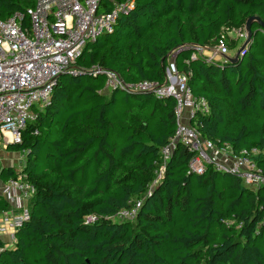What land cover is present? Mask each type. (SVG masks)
Returning <instances> with one entry per match:
<instances>
[{
  "label": "trees",
  "instance_id": "16d2710c",
  "mask_svg": "<svg viewBox=\"0 0 264 264\" xmlns=\"http://www.w3.org/2000/svg\"><path fill=\"white\" fill-rule=\"evenodd\" d=\"M25 2L0 0V19L25 12ZM251 16L264 22V0H135L74 65L115 71L126 83H161L175 53V68L207 101L208 111L190 121L202 137L236 152L264 148V28L252 22L236 61L209 60L196 49ZM105 78L60 74L22 141L7 145L27 150L22 171L34 193L13 246L0 241V264H264V187L249 188L212 166L190 170L193 154L177 143L148 191L176 127L175 100L109 89ZM256 161L264 170V156ZM17 173L2 166L0 181ZM137 199L134 219L107 218ZM8 209L0 194V211ZM90 214L98 219L86 223Z\"/></svg>",
  "mask_w": 264,
  "mask_h": 264
},
{
  "label": "built area",
  "instance_id": "2783aa9c",
  "mask_svg": "<svg viewBox=\"0 0 264 264\" xmlns=\"http://www.w3.org/2000/svg\"><path fill=\"white\" fill-rule=\"evenodd\" d=\"M101 3L102 0H34L33 6L25 13L17 11L7 19H0V144L6 147L22 141L23 130L35 119L38 110L49 102L60 74L100 73L105 75V87L109 89L148 91L157 98L172 97L175 100L176 127L167 144L160 149V161L148 191L162 178L166 162L177 143L185 145L193 154L189 161L190 170L201 173L207 166H212L217 171L235 175L249 188L264 187V170L256 161L258 156H264V148L253 146L236 152L229 143L217 145L203 138L190 124L198 112L208 111L207 101L192 93L187 83L189 74L174 67L173 57L161 83L149 80L126 83L115 71L99 66L88 69L74 65L85 45L100 34L112 31L118 16L132 9L135 0H111L112 8L103 11L99 10ZM26 16L29 25L24 26ZM238 27L233 35L228 33L227 27L222 28L214 48L227 53L226 35L244 40V26ZM196 47L197 52L209 60L222 58L213 51H210L212 55H205L209 50ZM191 57L194 58L195 54ZM33 193L34 187L23 171L2 182L0 194L10 209L0 211V232L5 225L14 232L28 219L27 201ZM140 205L141 199H137L107 218L132 220ZM97 219V215L90 214L86 216V223ZM4 246L9 248L13 243H4Z\"/></svg>",
  "mask_w": 264,
  "mask_h": 264
},
{
  "label": "rangeland",
  "instance_id": "374dc122",
  "mask_svg": "<svg viewBox=\"0 0 264 264\" xmlns=\"http://www.w3.org/2000/svg\"><path fill=\"white\" fill-rule=\"evenodd\" d=\"M33 2H34V0H26L25 6H32L33 5ZM104 7H105V2L102 1L99 10L100 11H103L104 10ZM226 27H227L228 33L230 35H233L234 32H236L238 30V28H239V27H235V26H226ZM244 40L243 39H240V38L233 37V36L226 35L225 38H224V41L227 43V46H228V50H227V53L226 54L229 55V56H233L236 53V51L238 50L239 46H241V44L243 43ZM211 47H213V48L216 47V42H213V44L211 45ZM210 51L211 50L205 52L204 54L210 56V55H212V53ZM172 57H173V53H171L170 57L168 58L169 63L171 62ZM219 57L220 56H218V58ZM171 64H172V62H171ZM165 74H166V72H165ZM4 146L5 145L0 144V148L3 149ZM6 147H4V148H6ZM13 152H15L14 154H12L14 156V158L8 159V160L14 162L13 163V167L14 168L18 166L17 165L18 160H22L21 166L19 168H16V170L18 172L19 171H22L23 168H24L25 160H26L27 150H23V151H13ZM6 163H7V161L2 162V160H1V165L0 166H8V165H5Z\"/></svg>",
  "mask_w": 264,
  "mask_h": 264
},
{
  "label": "water",
  "instance_id": "95a60500",
  "mask_svg": "<svg viewBox=\"0 0 264 264\" xmlns=\"http://www.w3.org/2000/svg\"><path fill=\"white\" fill-rule=\"evenodd\" d=\"M253 21H256L260 24V26L262 28H264V22L258 17V16H251L248 17L245 20V24H244V29L246 31V38L243 41V43L241 44V46H239L238 50L236 51V53L233 56H229L227 54H223L221 52H219L217 49L211 47V46H207V45H199V47L207 49V50H211L213 52L218 53L219 55H221L222 57L230 60V61H236L238 59V56L240 55L241 51H243L249 44V42L251 41L252 38V31H251V24ZM198 46V45H196Z\"/></svg>",
  "mask_w": 264,
  "mask_h": 264
},
{
  "label": "crops",
  "instance_id": "0c3cea01",
  "mask_svg": "<svg viewBox=\"0 0 264 264\" xmlns=\"http://www.w3.org/2000/svg\"><path fill=\"white\" fill-rule=\"evenodd\" d=\"M105 9V7H104ZM15 152L13 151H10V150H7L6 148L3 147L0 148V165H1V160L2 162H5L7 161V163L5 165H8V166H13V163L12 161H9L8 159H12L14 158V156L12 154H14ZM22 164V160H18L17 162V167L15 168H19ZM2 167V166H0ZM2 184V181H0V186ZM14 232H12V229L11 227H8V225H5V229L3 231L0 232V241L2 243H5V244H12L14 243Z\"/></svg>",
  "mask_w": 264,
  "mask_h": 264
},
{
  "label": "bare ground",
  "instance_id": "6f19581e",
  "mask_svg": "<svg viewBox=\"0 0 264 264\" xmlns=\"http://www.w3.org/2000/svg\"><path fill=\"white\" fill-rule=\"evenodd\" d=\"M33 4H34V2H33ZM32 6H33V5H32ZM29 7H31V6H29ZM27 8H28V7H27ZM26 11H27V9H26ZM26 11H25V12H26ZM21 12H22V11H21ZM25 12H24V13H25ZM10 16H11V15H10ZM10 16H9V17H10ZM7 18H8V17H7ZM7 18H6V19H7ZM244 24H245V22H244ZM243 26H244V25H243ZM173 58H174V55H173ZM168 67H169V66H168ZM168 67H167V68H168ZM174 67H175V66H174ZM167 68H166V69H167ZM165 72H166V71H165ZM179 72H180V71H179ZM181 73H182V72H181ZM187 83H188V81H187ZM188 86H189V85H188ZM190 89H191V88H190ZM191 91H192V90H191ZM174 107H175V106H174ZM172 135H173V134H172Z\"/></svg>",
  "mask_w": 264,
  "mask_h": 264
}]
</instances>
